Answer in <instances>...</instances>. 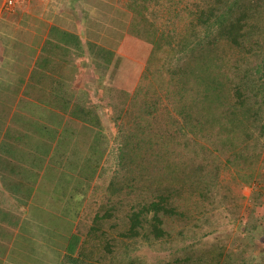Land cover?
Returning a JSON list of instances; mask_svg holds the SVG:
<instances>
[{"label": "trees", "instance_id": "obj_1", "mask_svg": "<svg viewBox=\"0 0 264 264\" xmlns=\"http://www.w3.org/2000/svg\"><path fill=\"white\" fill-rule=\"evenodd\" d=\"M127 1L134 13V32L129 30L133 35L137 19L146 20L149 10L142 4L145 0ZM186 7L182 11L189 18L193 15V21L184 33L159 35L150 27L138 31L137 39L145 38V46L151 49L142 80L152 69L161 87L148 84L145 88L142 83L127 110V92L119 109L111 105L115 140L106 132L101 106L93 105L91 97L83 103L87 98L83 92L73 104L68 128L88 133L86 141L78 143L90 146L92 154L75 151L79 159L67 156L68 169L61 170L70 176L65 188L74 193L69 201L73 209L75 204L85 206L84 219L95 222L111 210L106 200L111 203L152 189L167 192L166 204L148 203L135 214L138 223L127 228L125 235L131 242L121 245L125 258L118 264H255L260 251L239 240L232 245L231 229L223 228L226 222L235 225L242 219V205L230 185L222 182L220 170L235 171L245 185H251L264 156V0H199L196 4L187 0ZM115 92L121 95L122 89ZM162 113L171 129L185 139V147H191L196 162L191 175L178 173L175 145L153 130L150 120ZM213 138L216 145L211 144ZM62 140L69 146L68 137ZM206 144L218 153L227 145L225 168ZM189 186L193 206L180 208L173 196ZM90 188L93 194L87 199ZM91 209L96 210L95 217L89 216ZM66 232L68 247L64 255L59 254V264H108L109 255H103L105 232L95 228H67ZM146 247L164 256L150 262L133 255Z\"/></svg>", "mask_w": 264, "mask_h": 264}, {"label": "crops", "instance_id": "obj_2", "mask_svg": "<svg viewBox=\"0 0 264 264\" xmlns=\"http://www.w3.org/2000/svg\"><path fill=\"white\" fill-rule=\"evenodd\" d=\"M126 1L110 0V9L118 6L129 15L120 49L114 51L118 61L126 56L130 42L132 16ZM74 2L79 5L78 0H19L8 10L7 0H0V264H10L11 256L13 264H35L41 260L38 253L46 243L55 251L54 264H59V254L64 255L68 247L64 239L66 229L59 228L58 221L60 214L68 216L75 212L70 203L74 193L64 190L70 176L61 171L68 169L66 158L72 147L66 149L68 143H60V139L73 136V131L69 132L73 128H68L73 119L70 110L81 100L80 94L85 92L88 100L99 99L91 96L90 89L85 91L81 78L82 74L86 78L89 71L85 54L91 40L79 31L80 21L70 10ZM127 39L129 42L125 43ZM27 48L31 49V56L26 55ZM25 57L29 59L26 64ZM73 57L76 62L71 61ZM90 66L94 68L92 62ZM58 84L59 92L53 96L52 89ZM75 91H80L78 96ZM49 104H58L59 108L47 107ZM18 105L25 106L30 113L25 118L29 120L36 110L43 107L50 112L53 108L52 117L58 119L59 129L55 126L54 131L42 135V129L28 128ZM43 119L45 115L41 114L39 122ZM37 135L38 142L34 143V138L26 141L27 137ZM59 205L69 208V212L59 213ZM78 210L81 212L82 206ZM53 221L55 226L51 227Z\"/></svg>", "mask_w": 264, "mask_h": 264}, {"label": "rangeland", "instance_id": "obj_3", "mask_svg": "<svg viewBox=\"0 0 264 264\" xmlns=\"http://www.w3.org/2000/svg\"><path fill=\"white\" fill-rule=\"evenodd\" d=\"M78 2L79 5L74 2V5H72L73 8L70 10L75 14L74 18H78L80 21L79 31L81 35H86L91 40L90 48L85 54L87 61H89V71L86 72V78L84 77V74L81 75V78L84 79L85 91L87 92L88 89H90L91 96H94V98L99 97L98 100H92V104L101 106L99 112L101 113L103 122L106 126V132L107 134L111 133L113 135L111 140H115L114 137L117 135V128H115L116 122L112 118L113 112L111 110V105L119 109L125 100V92H127L129 93V99L127 98L128 102H126L124 107V109L127 110L133 104L132 99L134 94L137 92L142 83H145V88H147L149 85L157 89H160L161 87L160 83H158L157 79H155L154 73L152 74V69H150V72L147 74V80L144 82L142 80V76H145L147 70L149 69V61H147V56L150 54L151 49L149 46L148 48L145 46V44H148L145 38L137 39L138 31L141 30V28L143 30H147L150 27L153 30L156 28L159 35L165 34L169 36L174 32L184 33L187 28L190 27V21H193V15H190L189 18L187 13L182 11L187 8V0H145L144 2L142 1L143 3L140 2L148 7L149 16L146 15L147 19L144 21L141 18L137 19V29L135 34L133 33L132 35V32H129L130 42L128 39L125 40V43L129 42L127 44V49H125L127 54L125 57L121 58L120 61H118L114 51L116 53L119 51V44L121 41H123L124 32L128 26L127 22L129 19L127 12L119 9L118 6L117 8H114L115 10L110 9V0H105V2L104 0H78ZM192 2L196 4L199 2V0H192ZM126 6L128 7V1H126ZM6 8L10 10L8 5H6ZM133 14L134 13L131 12L132 20L129 30L131 31L132 29L134 32L132 27L134 21ZM137 16L139 17V15ZM148 21L151 22L150 24H152V26L148 24ZM26 35L30 34L26 33ZM78 38L80 39V36L76 37V39ZM27 40H29L28 37ZM84 44L86 45V39L84 40ZM29 53L31 56L32 51L31 49L27 48L26 55ZM137 53L138 56H136ZM74 57L73 60L68 58L69 61L71 60L72 62H76L77 59ZM124 58H126V60H123ZM28 62V57H25V64ZM90 62L93 63L94 68H91ZM115 62H117L116 65L114 64ZM67 85L70 87V84L67 83ZM59 89L60 84L56 86V89H52L54 92L52 95L56 96V93L59 92ZM68 89L72 90V88ZM119 89H122V94L117 96V92H115V90ZM78 92L80 93V91ZM78 92L75 91L76 96H78ZM143 92L146 93L147 90L144 89ZM62 93L66 92L62 91ZM51 98L52 97H49V100H51ZM70 98L72 100L73 96ZM87 99L88 98L82 99L83 103L86 102ZM107 102L110 103L109 106H106ZM16 107L19 109V111L23 112L24 120L27 121L25 124L28 126V128L34 129L35 126L36 128H39V130L42 129V135L47 133L48 130L51 132L54 131L55 126L57 127V130L59 129L58 119L56 117H52L51 110L53 108H50L49 112L47 109L42 107L41 109L36 110V115L33 117V119L29 120V117L25 118V115H30L28 111H25V106L18 105ZM47 107L59 108L58 104H49ZM41 114L45 115V119L39 122ZM172 115H176L173 110ZM166 119L167 118L164 117L162 113L161 115L153 118V120H150L153 130L156 133L162 134L164 138H167V136L170 137L169 141L175 145L173 146L172 150L178 166V173L185 172V175H191L196 168V162L194 160L195 157L193 158L191 147H185V139L182 136L177 135L175 131L171 129L170 125L166 123ZM50 120L52 121L50 125H46L49 124L48 122ZM73 128V130H69V132L73 131V136L68 137V141L70 143L68 147L71 145L73 151L68 153L69 156L79 159L75 151H77V153L82 151L90 152V154H92L90 146L78 143L79 140L86 141V138H88V133L77 130L75 126H73ZM33 138L35 140L34 143H36L38 142L36 141L37 138L40 137H38V135L34 137L29 136L26 138V141H31ZM215 140L216 139L213 138L211 144L216 145L217 142H215ZM74 141L76 142L75 144ZM211 144L206 145L210 147L209 149L211 152L213 151L216 153L221 159V161L218 163L221 168H225L223 163L227 159L228 153H225L228 148L227 145L224 147V149L222 148V153H218L215 147ZM84 155L85 154H83L82 157ZM200 155L201 158L204 157L203 153H200ZM208 161L209 162H206V165L211 170L213 169V165L211 164V160L208 159ZM258 166L259 171L257 172V179L251 185H245L241 181L242 179L237 176L236 172H232V170L221 169L220 176L222 182L224 184L230 185L231 191L240 197V204L242 205V219H240L235 225H231L226 222V225L223 226V228L231 229L230 231L232 232L229 238L234 239L232 245L235 244L236 240H239V242L247 244L250 247L254 246V249L259 250L260 254L257 255V261L255 260V264H262V261L264 260V256L262 255V251L264 252V156L262 157ZM246 173L247 172H243V174ZM63 187L64 186L61 187V190ZM190 189L191 188L189 186L188 188L183 189L181 194H174L173 197L177 198L180 208L193 206ZM64 190L67 191L66 188ZM87 194L88 199L93 194L92 188H90ZM103 195L104 194H99L98 197L102 199ZM167 195V192L162 191L161 189H152L150 191H140V193L137 194H128L126 197H122L121 200H114V202L111 203H108L106 200L105 203L108 204L111 210L98 222H95L92 218H88L87 220L84 219L86 215L85 206H82V211L80 212V210H78L79 205L75 204V212L73 211L71 215L63 216L60 214L61 217L58 221V227L66 229L74 228L79 223L78 228H95L105 232L106 236L104 240L105 246L103 255H109V260L107 261L108 264H118L122 259L124 260L125 258L124 255H122V251L120 249L121 245L124 242H131L128 236L125 235L127 234V228H135L136 224L138 223L137 218H134L135 214L140 210L141 206L148 203L159 205L162 203L166 204L169 198ZM58 203L61 202L58 201ZM168 204H171V200H169ZM103 206L107 205L105 204ZM171 209L172 208L169 206V212L172 211ZM61 211L68 213L69 208L66 207L65 209H62L61 205H59V213ZM95 212V209L89 210V216L95 217ZM80 215L81 219L78 220ZM54 226L55 221H53L51 224V227ZM51 246L52 245L50 243H46L40 247L38 255L41 257V260L35 261V264L55 263V251H52ZM112 252L117 256L111 255L110 253ZM133 255H137L138 257L142 259L144 258L150 262L158 261L164 256L163 254H159L151 250L149 247L140 250V252L137 251L133 253ZM10 258V264H13L14 259L12 256ZM28 264H30V262Z\"/></svg>", "mask_w": 264, "mask_h": 264}, {"label": "built area", "instance_id": "obj_4", "mask_svg": "<svg viewBox=\"0 0 264 264\" xmlns=\"http://www.w3.org/2000/svg\"><path fill=\"white\" fill-rule=\"evenodd\" d=\"M19 0H7V5L11 9Z\"/></svg>", "mask_w": 264, "mask_h": 264}, {"label": "clouds", "instance_id": "obj_5", "mask_svg": "<svg viewBox=\"0 0 264 264\" xmlns=\"http://www.w3.org/2000/svg\"><path fill=\"white\" fill-rule=\"evenodd\" d=\"M7 5V4H6Z\"/></svg>", "mask_w": 264, "mask_h": 264}]
</instances>
